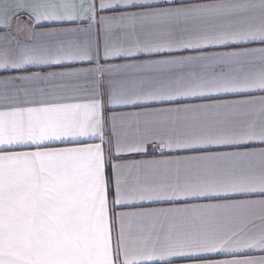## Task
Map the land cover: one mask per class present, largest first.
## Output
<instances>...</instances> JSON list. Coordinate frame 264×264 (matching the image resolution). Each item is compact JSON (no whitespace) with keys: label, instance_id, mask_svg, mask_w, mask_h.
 <instances>
[{"label":"crops","instance_id":"1","mask_svg":"<svg viewBox=\"0 0 264 264\" xmlns=\"http://www.w3.org/2000/svg\"><path fill=\"white\" fill-rule=\"evenodd\" d=\"M0 264H264V0H0Z\"/></svg>","mask_w":264,"mask_h":264}]
</instances>
